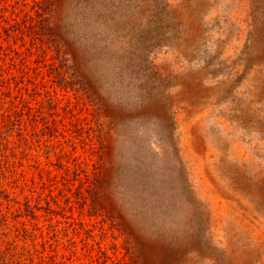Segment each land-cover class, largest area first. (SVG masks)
Instances as JSON below:
<instances>
[{
    "label": "trees",
    "instance_id": "trees-1",
    "mask_svg": "<svg viewBox=\"0 0 264 264\" xmlns=\"http://www.w3.org/2000/svg\"><path fill=\"white\" fill-rule=\"evenodd\" d=\"M65 4L0 0V264H76V205L120 240L118 264H187L199 252L160 226L172 220L154 85L124 67L110 76ZM86 246L90 263L111 259Z\"/></svg>",
    "mask_w": 264,
    "mask_h": 264
},
{
    "label": "rangeland",
    "instance_id": "rangeland-1",
    "mask_svg": "<svg viewBox=\"0 0 264 264\" xmlns=\"http://www.w3.org/2000/svg\"><path fill=\"white\" fill-rule=\"evenodd\" d=\"M68 2L63 16L76 38H94L110 76L124 67L154 85L155 162L170 183L172 220L160 226L171 224L199 252L187 264H264V0ZM82 114L76 94V120ZM72 216L76 264H94L86 244L118 264L109 226L77 205Z\"/></svg>",
    "mask_w": 264,
    "mask_h": 264
}]
</instances>
